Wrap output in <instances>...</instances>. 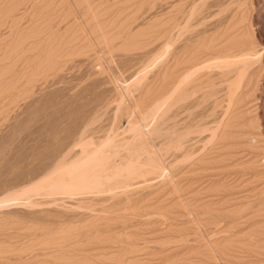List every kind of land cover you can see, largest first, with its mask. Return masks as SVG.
<instances>
[{"label": "rangeland", "instance_id": "obj_1", "mask_svg": "<svg viewBox=\"0 0 264 264\" xmlns=\"http://www.w3.org/2000/svg\"><path fill=\"white\" fill-rule=\"evenodd\" d=\"M263 110L264 0H0V264H264Z\"/></svg>", "mask_w": 264, "mask_h": 264}, {"label": "bare ground", "instance_id": "obj_2", "mask_svg": "<svg viewBox=\"0 0 264 264\" xmlns=\"http://www.w3.org/2000/svg\"><path fill=\"white\" fill-rule=\"evenodd\" d=\"M261 7H262V6H261ZM257 8H258V7H257ZM259 12H260V11H259ZM259 12H258V13H259ZM258 15H260V14H258ZM184 32H185V31H184ZM180 35H181V34H180ZM180 35H179V36H180ZM209 45H210V44H209ZM242 48H243V46H242ZM237 49H238V48H237ZM239 50H240V49H239ZM241 52H242V50L240 51V53H241ZM244 52H245V51H244ZM227 53H229V52H227ZM230 53H232V51H231ZM230 53H229V54H230ZM251 53H252V52H251ZM253 53H254V52H253ZM223 54H224V53H223ZM241 54H243V52H242ZM249 54H250V53H249ZM232 55H233V54H232ZM258 55H259V54H258ZM225 56H226V54H225ZM233 56H234V55H233ZM246 56H247V55H246ZM250 56H251V55H250ZM227 57H228V56H227ZM230 57H231V56H230ZM246 58H248V56H247ZM249 58H250V57H249ZM225 59H226V57H225ZM228 59H229V58H228ZM250 59H251V58H250ZM253 59H254V58H253ZM258 59H259V58H258ZM238 60H239V62H240V59H238ZM247 60H248V59H247ZM251 60H252V59H251ZM226 61L228 62L227 59H226ZM236 61H237V60H236ZM221 62H222V61H221ZM243 62H244V60H243ZM250 62H251V61H250ZM176 63H177V62H176ZM229 63H231V61H230ZM229 63H225V64H229ZM244 63H245V62H244ZM244 63H242V64H244ZM248 63H249V61H248ZM199 64H200V63H199ZM223 64H224V62H223ZM223 64L220 63L221 66H222ZM225 64H224V65H225ZM234 64H235V62H234ZM238 64H239V63H238ZM242 64H241V65H242ZM258 64H259V63H258ZM211 65H212V64H211ZM201 66H202V65H201ZM227 66H228V67H229V66L231 67V64H230V65H227ZM239 66H240V64H239ZM239 66H238V67H239ZM217 68H218V67H217ZM221 68H222V67H221ZM224 68H225V67H224ZM236 68H237V67H236ZM241 68H242V66H241ZM245 68H247L246 65H245ZM198 69H199V68H198ZM204 69H205V68H204ZM245 70H246V69H245ZM195 71H196V70H195ZM195 71H194V72H195ZM211 71H212V70H211ZM215 71H216V70H215ZM202 72H203V71H202ZM238 72H239V71H238ZM241 72H243V69H242ZM246 73H247V72H246ZM193 74H194V73H193ZM193 74H192V75H193ZM196 75H197V74H195V76H196ZM237 75H238V74H237ZM190 76H191V74H190ZM191 77H192V76H191ZM236 77H238V76H236ZM241 80H242V79H241ZM182 82H183V81H182ZM182 82H181V83H182ZM238 82H240V81H238ZM231 86H232V85H231ZM233 86H234V84H233ZM232 88H234V87H232ZM176 90H177V89H176ZM176 90H175V91H176ZM237 92H238V91H237ZM236 95H237V94H236ZM263 111H264V110H263ZM257 121H258V120H257ZM262 127H263V126H262ZM94 154H95V153H94ZM102 158H103V157H102ZM99 162H100V161H99ZM105 162H106V161H105ZM83 163H84V162H83ZM91 163H92V162H91ZM92 164H93V163H92ZM98 164H99V163H98ZM100 164H101V163H100ZM100 164H99V165H100ZM99 165H98V166H99ZM83 166H84V164H83ZM98 166H97V167H98ZM95 168H96V167H95ZM101 169H102V168H101ZM82 171H84V170H82ZM78 173H79V172H78ZM93 173H94V172H93ZM70 174H71V173H70ZM75 174H76V173H75ZM83 174H84V173H83ZM83 174L80 173V176H81V175L83 176ZM86 174H87V173H86ZM95 174H96V173H95ZM90 175H91V174H90ZM50 176H51V175H50ZM78 176H79V175H78ZM96 176H97V175H96ZM94 177H95V176H94ZM82 178H83V177H82ZM82 178H81V179H82ZM86 178H87V177H86ZM89 178H90V177H89ZM95 178H96V177H95ZM83 179H84V178H83ZM76 180H77V179H76ZM79 180H80V178H79ZM90 180H91V179H90ZM92 180H93V178H92ZM94 181H95V180H93V182H94ZM96 181H97V180H96ZM89 182H90V181H89ZM52 183H53V182H52ZM94 184H96V182H95ZM61 185H63V184H61ZM90 185H91V184H90ZM52 187H53V186H52ZM52 187H51V188H52ZM63 187H64V186H63Z\"/></svg>", "mask_w": 264, "mask_h": 264}]
</instances>
